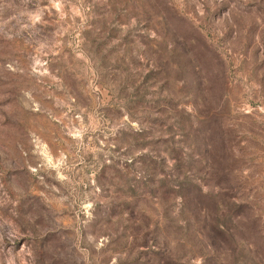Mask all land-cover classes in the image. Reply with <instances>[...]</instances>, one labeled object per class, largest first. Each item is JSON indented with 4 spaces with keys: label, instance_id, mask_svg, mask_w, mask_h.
I'll return each instance as SVG.
<instances>
[{
    "label": "rangeland",
    "instance_id": "obj_1",
    "mask_svg": "<svg viewBox=\"0 0 264 264\" xmlns=\"http://www.w3.org/2000/svg\"><path fill=\"white\" fill-rule=\"evenodd\" d=\"M0 264H264V0H0Z\"/></svg>",
    "mask_w": 264,
    "mask_h": 264
}]
</instances>
